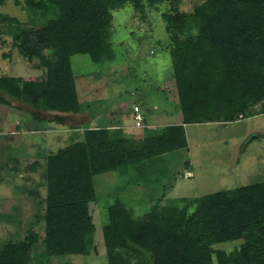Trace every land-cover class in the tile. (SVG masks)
<instances>
[{
	"label": "trees",
	"instance_id": "obj_1",
	"mask_svg": "<svg viewBox=\"0 0 264 264\" xmlns=\"http://www.w3.org/2000/svg\"><path fill=\"white\" fill-rule=\"evenodd\" d=\"M161 3L168 7L164 29L182 122L144 128L142 138L130 143L112 137L108 126L85 128L81 139L45 155L41 183L27 187L34 198L44 186L45 195L36 200L43 213L35 215L22 240L0 244V264H52L54 258L88 255L95 250L89 206L96 200L95 175L141 176L138 163L187 147L184 124L199 122L200 112L221 122L249 117L256 106L264 113V0H197L188 11L180 10L181 0H16L31 17L23 24L10 19L8 38L23 58L42 69V76L24 81L0 76V91L35 110L79 113L71 56L111 61L112 12L126 4L140 10ZM38 12L46 17L42 24ZM4 42L0 39V45ZM193 203L192 211L185 207L162 219L159 202L139 216L115 196L105 206L101 227L107 263L264 264V181L203 195ZM35 224L43 231V248L32 254L39 240ZM232 241L239 245L230 252L215 248Z\"/></svg>",
	"mask_w": 264,
	"mask_h": 264
},
{
	"label": "rangeland",
	"instance_id": "obj_2",
	"mask_svg": "<svg viewBox=\"0 0 264 264\" xmlns=\"http://www.w3.org/2000/svg\"><path fill=\"white\" fill-rule=\"evenodd\" d=\"M15 1L0 0V28L4 30L0 39L5 41L0 45V76L38 79L42 69L23 58L8 38L14 24L10 19L23 24L31 17ZM196 1L181 0L180 10L188 11ZM167 8L161 3L135 10L126 4L114 10L110 42L115 56L111 61L101 64L87 54L71 56L79 113L35 110L0 91L6 102L0 101V244L22 240L35 223V215L43 213V204H36V200L45 195L44 186L34 198L27 195V187L41 183L45 155L81 139L83 129L108 126L112 137L130 143L142 138L144 128L182 122L164 29ZM37 17L41 24L46 20L40 12ZM134 105L143 117L141 127H134ZM258 108L251 110V116L232 122H221L209 112L198 113L199 122L184 124L187 147L138 163L141 176L134 172L126 177L115 172L95 175L96 200L89 205L95 224V250L88 255L54 258L51 263L108 264L101 227L105 206L115 196L139 216L159 202V207H164L161 218L167 219L168 213H179L185 207L192 211L193 202L203 195L264 181V113H257ZM35 113L43 123L33 120ZM207 118L216 119L201 121ZM31 123L37 124V130L29 131ZM32 163L37 165L27 171ZM34 231L39 240L32 254L43 248L40 241L44 234L38 224ZM238 245L239 241H232L215 248L230 252Z\"/></svg>",
	"mask_w": 264,
	"mask_h": 264
},
{
	"label": "built area",
	"instance_id": "obj_3",
	"mask_svg": "<svg viewBox=\"0 0 264 264\" xmlns=\"http://www.w3.org/2000/svg\"><path fill=\"white\" fill-rule=\"evenodd\" d=\"M142 115L139 112L138 106H133V120H134V127H141L142 126Z\"/></svg>",
	"mask_w": 264,
	"mask_h": 264
},
{
	"label": "crops",
	"instance_id": "obj_4",
	"mask_svg": "<svg viewBox=\"0 0 264 264\" xmlns=\"http://www.w3.org/2000/svg\"><path fill=\"white\" fill-rule=\"evenodd\" d=\"M33 115H34V114H33ZM33 115H32V117H34ZM35 115L39 116V115L36 114V113H35ZM39 117H40V116H39ZM33 120L35 121L36 119L34 118ZM41 123H43V121H42ZM48 123H49V121L47 120V124H48ZM32 124H33V123H32ZM34 125H35V124H34ZM48 128H49V127H48ZM33 131H35V130H31L30 132H33Z\"/></svg>",
	"mask_w": 264,
	"mask_h": 264
}]
</instances>
